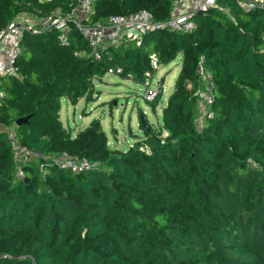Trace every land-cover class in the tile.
Instances as JSON below:
<instances>
[{"label": "trees", "instance_id": "trees-1", "mask_svg": "<svg viewBox=\"0 0 264 264\" xmlns=\"http://www.w3.org/2000/svg\"><path fill=\"white\" fill-rule=\"evenodd\" d=\"M78 1L0 0V28L21 14L65 15ZM91 1L87 24L141 9L163 21L175 0ZM220 4L231 16L211 8L190 32L148 31L139 45H109L99 59L73 24L65 37L55 27L24 31L18 76L2 79L0 264H264V13ZM152 54L159 65L181 55L159 128L140 119L143 136L123 151L98 119L75 135L64 126L63 99L95 100L108 72L153 79ZM201 57L215 99L199 128ZM146 100L156 110L163 93ZM4 127L41 155L24 161V178ZM62 152L97 167L60 168L52 158Z\"/></svg>", "mask_w": 264, "mask_h": 264}, {"label": "built area", "instance_id": "built-area-1", "mask_svg": "<svg viewBox=\"0 0 264 264\" xmlns=\"http://www.w3.org/2000/svg\"><path fill=\"white\" fill-rule=\"evenodd\" d=\"M235 3L243 11L249 12L259 8L264 13V0H235ZM211 8L219 9L231 16L229 7L220 4V0H175L169 17L163 21H156L149 10L141 9L132 14L113 15L104 22L87 24L84 19L88 18L93 10L91 0H79L78 5L65 15L54 13L40 17L21 14L8 26L0 28V100L4 95L2 79L18 76L16 61L22 51L21 39L25 30H35L38 25H41L42 28L55 27L61 31V36L65 37L73 24L81 35L89 41L93 48L94 57L99 59L101 51L109 45H118L124 40L135 41L139 45L142 35L148 31L168 29L190 32L196 27L195 16ZM151 63L155 68L159 66L156 54L151 55ZM197 70L200 78V86L197 91L200 116L197 120V126L202 128L206 119L213 115L211 106L215 99L214 80L212 73L204 65L203 57L200 58ZM147 80L145 83L148 82ZM155 94V90L150 89L147 91L146 98L152 100ZM4 130L15 152L16 159L24 158L26 161H30L35 156H41L38 152L23 146L19 142L13 127H4ZM52 160L60 168L70 169L76 173L97 167L96 162L68 152H62ZM43 170V165H41V171ZM17 176L25 177L22 166H17Z\"/></svg>", "mask_w": 264, "mask_h": 264}, {"label": "rangeland", "instance_id": "rangeland-1", "mask_svg": "<svg viewBox=\"0 0 264 264\" xmlns=\"http://www.w3.org/2000/svg\"><path fill=\"white\" fill-rule=\"evenodd\" d=\"M180 68L181 55L169 64L159 65L155 77L147 80V83L108 72L96 81V88L100 93L95 100L86 102L81 99L76 105L62 100L61 120L75 135L93 119H98L111 147L125 151L144 134L140 127L141 115L148 119L153 129L162 124L163 107L174 89ZM150 89L156 92L154 98L163 93V100L156 110L146 100L147 91ZM24 161V158L17 159L16 166H22Z\"/></svg>", "mask_w": 264, "mask_h": 264}, {"label": "water", "instance_id": "water-1", "mask_svg": "<svg viewBox=\"0 0 264 264\" xmlns=\"http://www.w3.org/2000/svg\"><path fill=\"white\" fill-rule=\"evenodd\" d=\"M27 119H28V117H22V118L17 119L16 125H21L22 123L26 122ZM140 119H141L143 125L149 131L150 130V125H149L148 121L145 119L144 115H141ZM25 180L27 181L28 179L26 178Z\"/></svg>", "mask_w": 264, "mask_h": 264}]
</instances>
